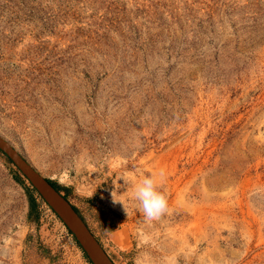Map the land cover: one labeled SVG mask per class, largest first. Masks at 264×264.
I'll use <instances>...</instances> for the list:
<instances>
[{"label":"rangeland","instance_id":"374dc122","mask_svg":"<svg viewBox=\"0 0 264 264\" xmlns=\"http://www.w3.org/2000/svg\"><path fill=\"white\" fill-rule=\"evenodd\" d=\"M0 134L116 264H264V0H0ZM31 186L0 149V264H91Z\"/></svg>","mask_w":264,"mask_h":264},{"label":"water","instance_id":"95a60500","mask_svg":"<svg viewBox=\"0 0 264 264\" xmlns=\"http://www.w3.org/2000/svg\"><path fill=\"white\" fill-rule=\"evenodd\" d=\"M0 149L9 156L48 205L75 235L94 264H116L73 203L18 149L0 134Z\"/></svg>","mask_w":264,"mask_h":264},{"label":"clouds","instance_id":"9594fccd","mask_svg":"<svg viewBox=\"0 0 264 264\" xmlns=\"http://www.w3.org/2000/svg\"><path fill=\"white\" fill-rule=\"evenodd\" d=\"M166 173L163 169L139 177L133 185L132 197L147 221L158 220L168 211L167 196L160 191ZM112 203L122 204L127 213V205L119 199L116 193H111Z\"/></svg>","mask_w":264,"mask_h":264},{"label":"trees","instance_id":"16d2710c","mask_svg":"<svg viewBox=\"0 0 264 264\" xmlns=\"http://www.w3.org/2000/svg\"><path fill=\"white\" fill-rule=\"evenodd\" d=\"M18 178L21 182H23V183L25 182V180L23 179V177L21 175ZM48 180L59 191H63L64 187L61 184H59L58 182H56L50 178H48ZM28 189L30 192V198H31L32 206H33V208H37L40 204L39 199L43 200V198L37 192V190L34 187L31 186V187H28ZM35 193H37V195H35ZM65 197L68 198L67 194H65ZM74 207L79 212L78 208L76 206H74ZM69 231L72 235H74L70 229H69ZM74 238L77 241L78 245L82 248L84 255L88 259V261L91 264H94L92 262V260L90 259V257L88 256V254L83 249V247L81 246V244L79 243V241L77 240V238L75 237V235H74ZM51 259H52V257L50 256L49 248L46 247V245L40 239L35 237L34 232H31L30 235L28 236V239H27V248L23 254L22 264H39V262H41L42 264H46L45 263L46 260H49L50 262H52Z\"/></svg>","mask_w":264,"mask_h":264}]
</instances>
